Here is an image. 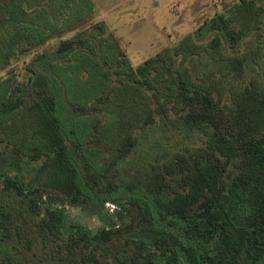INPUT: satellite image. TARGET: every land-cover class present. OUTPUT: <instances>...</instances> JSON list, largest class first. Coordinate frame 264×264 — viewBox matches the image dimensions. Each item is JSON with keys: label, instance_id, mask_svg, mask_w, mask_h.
<instances>
[{"label": "trees", "instance_id": "trees-1", "mask_svg": "<svg viewBox=\"0 0 264 264\" xmlns=\"http://www.w3.org/2000/svg\"><path fill=\"white\" fill-rule=\"evenodd\" d=\"M95 16L0 0V73L38 52L0 80V264H264V0L136 67Z\"/></svg>", "mask_w": 264, "mask_h": 264}, {"label": "rangeland", "instance_id": "rangeland-1", "mask_svg": "<svg viewBox=\"0 0 264 264\" xmlns=\"http://www.w3.org/2000/svg\"><path fill=\"white\" fill-rule=\"evenodd\" d=\"M94 20L105 21L118 37L133 66L156 56L165 48L193 33L204 22L227 11L239 0H93ZM88 22L81 24L85 26ZM70 36V35H69ZM65 39V37L63 38ZM61 38L41 51L53 49ZM38 53V52H37ZM28 56L0 73V80L12 74L26 77L25 66L37 54ZM109 208H114L108 205ZM73 217L89 227L99 222L81 208H69Z\"/></svg>", "mask_w": 264, "mask_h": 264}]
</instances>
